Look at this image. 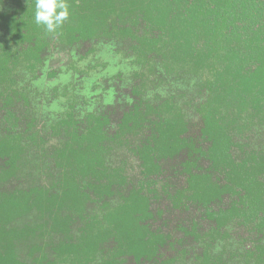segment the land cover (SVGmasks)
I'll return each mask as SVG.
<instances>
[{"label": "trees", "instance_id": "16d2710c", "mask_svg": "<svg viewBox=\"0 0 264 264\" xmlns=\"http://www.w3.org/2000/svg\"><path fill=\"white\" fill-rule=\"evenodd\" d=\"M68 3L50 34L0 0V264H264V0ZM101 44L136 66L112 101L40 116L49 57Z\"/></svg>", "mask_w": 264, "mask_h": 264}, {"label": "rangeland", "instance_id": "374dc122", "mask_svg": "<svg viewBox=\"0 0 264 264\" xmlns=\"http://www.w3.org/2000/svg\"><path fill=\"white\" fill-rule=\"evenodd\" d=\"M78 59L74 52L67 49H60L49 57L42 76L32 84L33 100L40 116L52 119L70 102H73L78 111H86L112 101V93L109 92L113 87L121 84L114 77L120 74L126 79L136 67L107 44H101L100 51L86 62L76 64ZM73 64H76V69L71 68ZM51 71L57 72L55 77L48 75ZM114 160H124L130 177L132 179L138 177V162L132 155L125 151L119 152ZM31 161L27 169L30 173L22 172L25 185L39 177L37 162H33V159ZM176 221L177 218L171 219L173 227ZM233 232L245 233L244 230L237 228H233ZM229 249L236 250V242L230 244Z\"/></svg>", "mask_w": 264, "mask_h": 264}, {"label": "clouds", "instance_id": "9594fccd", "mask_svg": "<svg viewBox=\"0 0 264 264\" xmlns=\"http://www.w3.org/2000/svg\"><path fill=\"white\" fill-rule=\"evenodd\" d=\"M35 8L36 24L50 34H57L71 15L68 0H36Z\"/></svg>", "mask_w": 264, "mask_h": 264}]
</instances>
